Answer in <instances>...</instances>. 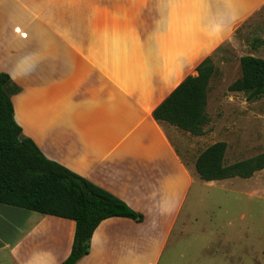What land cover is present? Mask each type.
<instances>
[{
    "label": "crops",
    "instance_id": "crops-1",
    "mask_svg": "<svg viewBox=\"0 0 264 264\" xmlns=\"http://www.w3.org/2000/svg\"><path fill=\"white\" fill-rule=\"evenodd\" d=\"M113 1L109 11L97 0H0V71H9L25 88L12 98L23 136L46 158L143 217L140 223L127 218L101 222L92 234L88 254L76 264H160L165 256L176 263L182 259L177 242L184 218L192 215L191 209L184 213L189 195L198 184L216 183L200 180L194 164L186 166L164 131L156 127L150 83L123 81L126 93L140 97V114L131 112L124 96L82 106H68L62 100L68 81L84 71L79 48L86 36L108 33L133 38L135 11L142 0ZM150 2L171 44L192 46L182 67L196 76V67L264 0ZM167 9L174 19L166 18ZM40 13L65 37L66 46L43 49L48 35L40 23H33L28 33L22 31L24 23ZM183 80L179 68L167 81V93ZM74 231L71 220L0 204V264H63Z\"/></svg>",
    "mask_w": 264,
    "mask_h": 264
},
{
    "label": "rangeland",
    "instance_id": "rangeland-1",
    "mask_svg": "<svg viewBox=\"0 0 264 264\" xmlns=\"http://www.w3.org/2000/svg\"><path fill=\"white\" fill-rule=\"evenodd\" d=\"M97 3L113 11L115 2ZM165 14L166 18H175L170 9ZM42 15L28 19L22 31L28 33L33 23H40L48 35L43 49L66 46L65 37ZM159 22L151 12L150 0H142L135 11L133 38H115L108 33L86 36L79 48L84 71L81 77L68 81L62 95L64 103L82 106L124 96L131 112L140 114L142 101L138 95L126 93L123 81L127 78L148 81L154 94L153 105H159L169 95L167 81L171 74L179 68L184 79L193 73L182 67L192 46L171 44ZM243 56L264 59V3L239 22L232 36L219 43L209 56L216 73L207 94L209 124L204 127L205 134L194 137L156 122L186 166L191 167L203 150L218 142L226 144L224 165L264 153V95L248 101L244 93L228 91V86L241 76L239 59ZM0 72L10 76L19 94L25 92L9 71ZM215 183L198 184L192 189L184 209V213L191 209L192 215L184 218L183 233L177 242L182 259L173 263L165 256L160 264H264V170L250 179Z\"/></svg>",
    "mask_w": 264,
    "mask_h": 264
},
{
    "label": "trees",
    "instance_id": "trees-1",
    "mask_svg": "<svg viewBox=\"0 0 264 264\" xmlns=\"http://www.w3.org/2000/svg\"><path fill=\"white\" fill-rule=\"evenodd\" d=\"M239 65L241 76L228 86V91L244 93L248 101L261 98L264 59L243 56ZM195 72L196 76H187L154 108L151 117L200 137L209 124L207 94L216 68L207 57ZM19 92L10 76L0 72V204L73 221V243L63 264H76L88 254L92 234L101 222L127 218L140 223L143 217L115 196L46 158L30 138L23 136L12 103ZM225 150L226 144L218 142L197 156L194 168L200 180L250 179L264 170V153L224 165Z\"/></svg>",
    "mask_w": 264,
    "mask_h": 264
},
{
    "label": "bare ground",
    "instance_id": "bare-ground-1",
    "mask_svg": "<svg viewBox=\"0 0 264 264\" xmlns=\"http://www.w3.org/2000/svg\"><path fill=\"white\" fill-rule=\"evenodd\" d=\"M8 213H9V212H7V217H8ZM4 215H6V214H4ZM15 215H16V214H15ZM9 216H10V215H9ZM11 216H13V215L11 214ZM11 216H10V218H11ZM16 216H17V215H16ZM12 219H13V217H12ZM15 219H17V218H15ZM20 219H22V218H20ZM18 220H19V219H18ZM18 220H17V222H18ZM8 221H9V218H8ZM10 221H11V220H10ZM19 221H20V220H19ZM17 222H16V223H17ZM14 223H15V222H14ZM15 225H16V224H15Z\"/></svg>",
    "mask_w": 264,
    "mask_h": 264
}]
</instances>
